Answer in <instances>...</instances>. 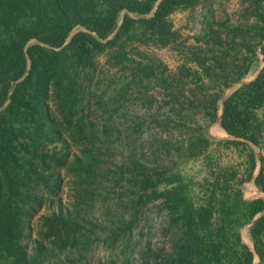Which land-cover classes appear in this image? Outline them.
Returning <instances> with one entry per match:
<instances>
[{
    "label": "rangeland",
    "instance_id": "rangeland-1",
    "mask_svg": "<svg viewBox=\"0 0 264 264\" xmlns=\"http://www.w3.org/2000/svg\"><path fill=\"white\" fill-rule=\"evenodd\" d=\"M159 1L120 7L127 29L98 37L89 55L27 41L59 53L47 59L49 119L39 121L51 130L42 138L31 117L21 123L23 255L0 251V264H232L245 248L264 264V231L252 232L264 210L249 213L264 199V106L258 144L220 123L225 100L263 67L264 0H197L153 20ZM94 2L90 21L110 12ZM189 211L204 222L189 229Z\"/></svg>",
    "mask_w": 264,
    "mask_h": 264
},
{
    "label": "trees",
    "instance_id": "trees-1",
    "mask_svg": "<svg viewBox=\"0 0 264 264\" xmlns=\"http://www.w3.org/2000/svg\"><path fill=\"white\" fill-rule=\"evenodd\" d=\"M95 0H0V251L15 255L21 259L22 247L19 244L22 235L20 200L25 190V177L29 172L22 173L21 157L17 153V140L23 135L25 123L31 117L34 133L48 137L51 127L39 121L49 119L43 110L48 94L50 63L47 59L58 56V52L40 44L26 47L31 37H38L53 47L66 44L82 55H89L91 45L98 47L101 42L98 37L106 38L117 27V12L120 7L147 12L152 9L154 1L145 0H106L110 4V12L103 17H95L90 21L91 11H94ZM197 0H160L155 9L153 20H163L175 10L176 5L194 4ZM89 13H91L89 15ZM126 17L118 27V34L125 31L129 25ZM90 26L96 36L84 31L71 35L75 24ZM44 52L51 56L44 57ZM261 52L264 61V32L262 34ZM54 60V59H53ZM242 74V73H241ZM21 79L11 83L12 80ZM264 106V64L258 75L249 83L234 91L224 102L220 123L222 127L234 135L235 141L244 143L249 140L259 143L261 124L256 114L259 107ZM213 119L218 115L210 109ZM40 114V116H38ZM21 116H25L20 118ZM16 123H19L17 126ZM40 123V124H39ZM51 126V125H50ZM243 139V140H242ZM32 173V172H31ZM27 174V175H26ZM256 182L264 185V173L256 177ZM170 196V194H169ZM27 197H30L28 194ZM171 197V196H170ZM34 205L40 203V198L33 196ZM181 201V199H178ZM264 210V199L253 201L249 205L251 216ZM206 216L188 212V227H192ZM264 231V215L253 225L252 232L257 237ZM199 245V244H198ZM219 247L213 242L208 251L215 254L219 260ZM256 252L263 257L264 248L256 247ZM232 264H253L255 252L245 248L234 257Z\"/></svg>",
    "mask_w": 264,
    "mask_h": 264
},
{
    "label": "bare ground",
    "instance_id": "bare-ground-1",
    "mask_svg": "<svg viewBox=\"0 0 264 264\" xmlns=\"http://www.w3.org/2000/svg\"><path fill=\"white\" fill-rule=\"evenodd\" d=\"M229 134V133H228Z\"/></svg>",
    "mask_w": 264,
    "mask_h": 264
}]
</instances>
